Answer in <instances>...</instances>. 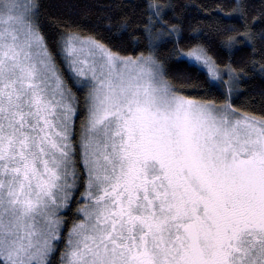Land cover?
I'll return each instance as SVG.
<instances>
[{"label":"snow or ice","instance_id":"6c2138e0","mask_svg":"<svg viewBox=\"0 0 264 264\" xmlns=\"http://www.w3.org/2000/svg\"><path fill=\"white\" fill-rule=\"evenodd\" d=\"M42 7L0 0V264H264V0L211 25L240 65L181 47L180 0L101 7L107 38Z\"/></svg>","mask_w":264,"mask_h":264},{"label":"trees","instance_id":"16d2710c","mask_svg":"<svg viewBox=\"0 0 264 264\" xmlns=\"http://www.w3.org/2000/svg\"><path fill=\"white\" fill-rule=\"evenodd\" d=\"M120 2L121 0H40V3L43 5L41 8V19L45 25V31L49 35L55 34L58 27L56 21H60L80 24L85 31L95 29L98 35L107 38L108 33L105 32L104 29L109 22L104 19H98V17L105 14L100 11V8L103 7L105 12H107L109 5L119 4ZM123 2L125 4H138L143 3V0H123ZM180 2L189 6L186 10L188 19L185 21L184 25V36L186 39L181 41V47L186 49L190 47L192 43H204L209 49V55L221 65L228 62L230 59L235 61L237 65H240L248 58L251 53V48L238 46L241 47V50L234 51V53L230 54L228 49L222 47L219 35H217L211 27L217 19L225 26L239 25L240 21L237 16L229 15L233 6V0H180ZM245 2L251 6H255L257 9L261 4V0H245ZM193 29H202V32L197 36V32H194ZM112 35H117L115 30H113ZM190 37L197 38L189 39ZM112 43L118 44L119 40H112ZM171 47L172 45L169 44L167 48L161 49L162 53H167L168 49ZM257 59H259L258 55ZM168 63L174 75L181 71H190V69L187 68L188 61L186 58L178 60L177 57L173 56ZM193 75H195V73H193ZM206 75V70H203L201 80H203ZM242 88L245 95L240 98L241 101L249 97H256L258 99L259 93L264 90V83L261 82V77L257 74L248 79L247 83L244 84ZM221 91H223V89H221ZM74 210L75 203H73L71 211L62 212L68 219L69 226L73 219ZM64 232L65 234L67 233V228L64 229ZM59 247L61 249L64 247L62 242ZM59 255L60 253L57 251L53 258V264H58Z\"/></svg>","mask_w":264,"mask_h":264},{"label":"rangeland","instance_id":"374dc122","mask_svg":"<svg viewBox=\"0 0 264 264\" xmlns=\"http://www.w3.org/2000/svg\"><path fill=\"white\" fill-rule=\"evenodd\" d=\"M187 59V58H186ZM225 78H227V77H225Z\"/></svg>","mask_w":264,"mask_h":264}]
</instances>
